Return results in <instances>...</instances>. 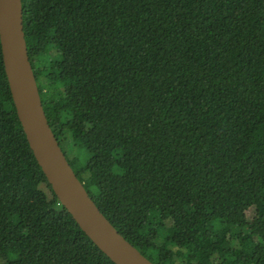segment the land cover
Listing matches in <instances>:
<instances>
[{
    "label": "trees",
    "instance_id": "trees-1",
    "mask_svg": "<svg viewBox=\"0 0 264 264\" xmlns=\"http://www.w3.org/2000/svg\"><path fill=\"white\" fill-rule=\"evenodd\" d=\"M22 2L49 123L118 231L155 264H264V0ZM0 264H116L38 164L1 43Z\"/></svg>",
    "mask_w": 264,
    "mask_h": 264
},
{
    "label": "water",
    "instance_id": "water-1",
    "mask_svg": "<svg viewBox=\"0 0 264 264\" xmlns=\"http://www.w3.org/2000/svg\"><path fill=\"white\" fill-rule=\"evenodd\" d=\"M0 43L18 118L38 164L61 203L116 264H155L101 211L60 145L47 118L30 60L22 0H0Z\"/></svg>",
    "mask_w": 264,
    "mask_h": 264
},
{
    "label": "rangeland",
    "instance_id": "rangeland-1",
    "mask_svg": "<svg viewBox=\"0 0 264 264\" xmlns=\"http://www.w3.org/2000/svg\"><path fill=\"white\" fill-rule=\"evenodd\" d=\"M67 151H68V149H67ZM82 155V154H81ZM69 156L70 157H72V155L69 153ZM87 158L88 157H81V163L83 164V163H86L87 162ZM166 235V233H165V230H164V228H163V230H161V232H160V238L162 239L164 236Z\"/></svg>",
    "mask_w": 264,
    "mask_h": 264
}]
</instances>
